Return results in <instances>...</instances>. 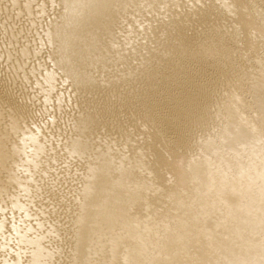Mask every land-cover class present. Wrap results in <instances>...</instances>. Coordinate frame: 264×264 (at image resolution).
Listing matches in <instances>:
<instances>
[{
	"label": "bare ground",
	"instance_id": "1",
	"mask_svg": "<svg viewBox=\"0 0 264 264\" xmlns=\"http://www.w3.org/2000/svg\"><path fill=\"white\" fill-rule=\"evenodd\" d=\"M2 1L7 7L3 8L5 15L0 18V264H79L85 261L88 264H264V162L258 166L245 163L247 159L252 161L255 156H264V111L259 122L256 121L257 118L254 123L248 116V120L243 118V121L239 122L242 132L239 136L228 137L221 143L215 142L213 138L206 140L197 151L185 152L188 156L184 159V152L180 153L178 150L184 149L181 145H184L185 137L196 131L197 127H201L186 122L188 115L196 114L194 123H197L201 121V117L204 118V115L210 113L206 107L208 105L203 104L205 108L199 105L209 99V93L204 91V84L209 85L210 81L204 75L200 77V73H195L190 84L186 81L188 84L184 86L183 83V87L180 86L181 90L171 94L176 99L181 97L182 104L179 107L174 109L171 107L168 110L161 106L160 102L146 104L147 109L152 110L150 116L152 114L154 120L164 119L163 127L166 132H171L170 138L161 137L156 129L145 124L130 125L128 128V132L148 138L149 143L140 151L134 149L121 151L118 146H114L115 144L102 146L101 140L96 138L102 126V119L94 95L96 92L100 94L98 90L105 80L103 77L108 78L106 75H111L109 72L116 70H113L112 65L115 58L121 56L124 44L123 38L120 40L119 37L125 36L127 31L109 17L114 14L117 21L127 19L126 28L129 27L130 31V26L137 24L134 22L136 17H140L141 20L146 17L147 21V14L150 12L153 15L154 13L157 15L155 11L162 15L164 12L171 13L168 16L170 21L172 19L170 26H173L166 28L165 24L169 23H165L162 27L164 32L167 31L168 34L177 37L178 45L172 49H177L180 54L185 51L184 47L190 51L204 49L207 52L209 47L212 48L220 42L222 35L225 36L221 29L225 31L229 28V22L228 25H222V28L216 27L217 32L213 27L212 24H218L216 21L218 6H205L201 0L200 3L205 8L201 5L203 8L198 12V8L201 7L197 8L196 4L194 5L193 2L196 0ZM186 1L190 4L187 5L190 6V10L193 9V4L197 12L192 14L193 10L189 12L188 7L180 8L183 7L182 3L179 6L180 2ZM222 3L232 8L244 5L243 0H228V3L224 0ZM217 4L219 5L216 3L215 6ZM249 4L254 6L255 2L250 0L247 5ZM236 9H239V6ZM241 10L237 17L233 18L236 25L231 23V26L235 27L232 29L234 33L239 32L240 35L241 32L246 35L251 27L256 28L261 23L259 24L258 17L254 18L250 14V10L247 12L245 9V12ZM253 11L256 12V9ZM261 11L258 12V16ZM232 12L229 13L236 14ZM219 15L222 18L220 12ZM151 17L152 15L149 18L154 20V17ZM256 18L259 21L255 20ZM141 20L138 24L146 22ZM261 21L263 22L262 19ZM146 24H143L146 26L143 29L149 27V24ZM200 24V29L203 24H210L215 30V34L210 35L211 38L207 41V37L202 39L198 36L200 34L197 37L201 39L196 41L195 35L198 32L195 34V30ZM153 25H156L154 21ZM141 26L142 24L139 28ZM158 27L153 26L155 32ZM139 28H136V31H139ZM110 29H115L113 33L117 32L114 39L119 41L121 47L117 45L116 50L112 49L110 35L114 34ZM206 29L207 26L205 31H208ZM235 29L239 31L236 32ZM151 31L150 29L148 32ZM135 33L132 34L133 37L140 32ZM236 35H233L234 38L239 37ZM165 37L167 38L164 36L163 41ZM155 38L158 39V36ZM157 39L154 41L152 37L150 41L156 43H153L154 45L151 43L150 46H156L158 42L161 44L162 40ZM250 39L248 38L247 45L251 49L256 43ZM226 40L229 39L226 37ZM124 41L126 42V39ZM165 42L166 40L162 44L165 45ZM225 44L227 46L228 43ZM132 48L134 49V45ZM222 48L219 50L221 55L223 50L227 51ZM213 51L212 49L211 53ZM60 52L63 53V59H60L62 58ZM209 52L208 57L213 59ZM242 53L240 55L244 58L245 55ZM228 55L231 56L229 53ZM197 56L199 57L198 54ZM225 61L227 62L226 59ZM237 67L238 65L236 70ZM186 69L187 66L177 74L186 72ZM232 69L235 67L230 68ZM229 72L231 71L228 69ZM258 73L262 76L260 72ZM256 76L253 74L251 78ZM260 82L261 80L257 84ZM256 92L258 94V89ZM262 94L264 95L263 92ZM99 100H102V97ZM263 105L262 102V108L260 105L259 107L263 109ZM235 107L227 111L229 132L237 126ZM220 108L222 111V106ZM150 120L147 119L149 122ZM154 120L153 125L156 121ZM248 122H252V126L245 128L244 123ZM251 135L253 138L254 135L256 137L259 135L260 139L254 142H261L262 138L263 143L247 146L246 160L242 159L244 154L240 158L237 156L239 160H245L244 163L239 161L236 167L226 166L220 156L215 155L222 149L226 150L240 143H243V146L251 144L253 142ZM244 151L246 152V148ZM181 161L185 163L184 168H181L183 166L180 165ZM217 198L224 199L226 209H223L224 214L218 217V220L212 221L211 218H214L218 209ZM243 203L248 206L246 211L236 213L234 208L237 205L241 207ZM207 205H210L211 209ZM242 207L244 208L243 205ZM201 219L204 221H200ZM246 222L251 224L247 228H244L247 226L245 225L241 230L242 224ZM235 228L238 231H235L236 234ZM232 232L237 240L235 236L230 235ZM207 233L208 235L211 233L210 237L214 236L209 241L205 240L209 237ZM229 236L235 241L230 240ZM224 237H227L224 242L229 239L227 243L225 242L228 247L226 248L223 242L225 248L223 251L220 250L218 255L216 248ZM229 241L234 242L230 244ZM248 243L254 244L253 249L249 248ZM214 252L219 256V260L210 263L209 256ZM94 253L99 257L94 258Z\"/></svg>",
	"mask_w": 264,
	"mask_h": 264
},
{
	"label": "rangeland",
	"instance_id": "2",
	"mask_svg": "<svg viewBox=\"0 0 264 264\" xmlns=\"http://www.w3.org/2000/svg\"><path fill=\"white\" fill-rule=\"evenodd\" d=\"M150 1V0H149ZM197 1L198 0H196L195 2H193L194 3V5L196 4V7L198 8V6L199 7H201V8H198V12H199V9H201L202 10V8L204 7L205 8V6H207V5H212V6H214V7H217V10H218V8H219V11H218V13H217V20L216 21H218V24H216V25H214V24H212L213 25V27L214 28H216V27H221L222 28V25H228V22H229V28H231L230 30H229V28H228V26H227V28H228V30L227 29H225V31H224V29H221V30H223L222 31V34H223V32H224V35L227 37V39H229L228 41L226 40V37L225 36H223L222 35V39L220 40V42H221V44H220V42H218L216 45H213V47L212 48H210L209 47V50L211 49H213L214 51H217L216 53H217V55H214V54H216V53H211V50H210V52H209V50H207V52L203 49V50H201V51H190V50H188L186 47H184L185 49H183V47H180V49H183V50H185V51H183V50H181V51H183L182 52V54H180L179 52H178V50L177 49H172V47L173 46H175L176 44L178 45V43L176 42V41H178L177 40V37H175V36H172V35H170V34H168L167 33V31H165L164 32V30H163V27H162V25L163 24H165V23H169V25L168 24H165V25H167L166 26V28L168 27V26H170L171 25V21H172V19H171V21H170V16H168V15H171V13H163L164 15H162L161 13L160 14H158V11H155V12H157V15H156V13H154L155 15H156V17H155V15H153V14H151V12L149 13V14H147V21L145 20L146 19V17H145V19L144 18H142V20H145L146 22H141L142 20L140 19V17H136V21L134 20V22H136L137 24L139 23L138 21L139 20H141L140 22H141V24H142V28L140 27L139 28V26L141 25V24H138V26H137V24L136 25H132L133 27H131L130 26V31H128V28H126V25H127V19H121L120 21H117L116 20V17H115V15L113 14V15H111L109 18L110 19H114L116 22H118V24H120V26H121V28L122 29H124V30H126L127 29V31H125V36L124 35H122V37H119V39L121 40L122 38V40H123V43L124 44H122V53H121V56H119V57H117V58H115V61H114V63H113V65L114 66H116L115 68L113 67V65H112V68H113V70L114 69H116V70H114V72L112 71V73L111 72H109L111 75H106V76H108V78L107 77H103V80L104 81H102L103 82V85H102V87L98 90V92L100 93V94H98L97 92H96V94L94 95V97H96L95 98V104L98 106V110L100 111V117H101V119H102V126H101V128H100V130L98 131V134H97V137L96 138H99L100 140H101V142H102V146H109V145H114V146H118V148L121 150V151H126L127 149L129 150V149H134V150H137V151H140V149H142V148H145L146 146H147V143H149L148 142V138L146 137V138H142L141 137V135L139 136L138 134H135V133H130V132H128V128H130V125H132V126H140V124H145L146 126H149V125H151V126H149V127H151L152 129H156L158 132H159V134L161 135V137H166L165 139H168V138H170V136H171V132H166L165 130H164V127H163V123H164V119L162 120V118H160V119H155L154 120V118H153V115L151 114V116H150V113H151V111L152 110H149V109H147V106H146V104L147 103H151V104H153V101L154 102H157V103H159L161 106H163V107H165V108H167L168 110H170V108L172 107L173 109H174V107H179L182 103V101H181V97H179V99H176V98H174V95H172L171 96V94H175V93H177L176 91L177 90H181V87L180 86H182L183 87V85L185 86L186 84H188V82H189V84L192 82V77H193V75L195 76V73H200V77H203V75H204V77H206V78H208V80L210 81L209 82V85H205L204 84V91L206 92V93H209V99L207 100V102H203V103H201V104H199V105H203V104H205V106L206 105H208V106H206L207 108H209L208 109V111L210 110V113L208 114L207 113V115H204V118H200V120L201 121H199V122H195L194 123V118H195V116H196V114H190V115H188V118H187V120H186V122H190V123H192V125L194 124V125H199V126H201V127H197L196 128V131H194L193 133H189L186 137H185V142H184V145H181L184 149L183 150H181V149H179L178 151L181 153H183L184 152V159L185 158H187V153H185V152H188V153H193V152H195V151H197V148H199L200 146H202L203 145V143L206 141V140H211L212 138H213V140L215 139V142H217V143H221V142H224L223 141V139L225 140L226 138H228V137H237V136H239L240 134H242V132L240 131V127H241V125H240V127H239V122H242L243 120V118H245V120L248 118V119H251V120H253V123H254V121H255V118H257L256 119V121H261V115H262V113H263V111H264V105H263V109H261L262 107H261V105H262V102H263V104H264V95L262 94V92L264 93V91H263V89H264V85H263V83H264V81H262V76L264 75V73H262V70L264 69V0H252L253 1V3L255 2V4H254V6H257V7H259V8H256V7H254V6H251V5H253L252 4V2H250L251 3V5L249 4V5H247L248 4V2L250 1V0H246V1H248V2H246L245 1V4H244V0H243V6H240V5H236V6H233V7H235V8H232V6H227V4L226 5H224L223 3H222V1L224 2V0H219L218 2L216 1H212V0H210L211 2H209V0H202V3L203 4H205V6L204 5H202V3H200V1L201 0H199L198 1V3H197ZM206 1H208V3L206 2ZM144 2V1H143ZM148 2V1H147ZM205 2V3H204ZM4 2L2 1V0H0V18L1 17H3L5 14H4V10H3V8H5V7H7L5 4H3ZM149 3V2H148ZM181 3H182V5H181ZM191 3V2H190ZM200 3V4H199ZM216 3H219V5L217 4L216 6H215V4ZM226 3H228V0H226ZM184 4H186V6L184 5ZM192 4V3H191ZM198 4V5H197ZM214 4V5H213ZM221 4H223L224 6H222L221 7ZM183 6V7H180V8H183V9H187V5H190L189 4V2H187L186 1V3H184V2H180V4H179V6ZM203 7H202V6ZM229 5V4H228ZM262 5V6H261ZM239 6V9L241 10V11H243V12H247V11H249L251 8L253 9V10H255L256 9V12L255 11H251L250 12V14L255 18V17H258L259 19H260V21L258 20V18H256L255 20H257V21H259V24L262 26V23H263V26H262V28H260L261 26L259 25L258 27H251V29H249V30H251L250 32H249V30L247 31V33H246V35H248V38L250 39V41L252 40V41H254L255 43H256V45L255 46H251V49H250V46H248L247 45V40H248V38H246V35H244L243 33H241L240 32V35L238 34L239 32V30L237 31L236 29H235V31L236 32H238V33H234V28L235 27H233V26H231V23L233 24H235L236 25V21H235V19H233V18H235V17H237V15L240 13L239 11V9H236V7H238ZM246 6V7H245ZM185 7V8H184ZM1 8H2V10H1ZM179 8V7H178ZM189 9V12L191 11V10H193V11H191V13L193 14V13H195V12H197V8H195V7H193V4H192V8L193 9H191L190 10V6L188 7ZM226 9V11L228 10L229 12H231V11H233L234 12V14H235V12H236V14L235 15H233V14H230L229 12H226V11H224L225 9ZM229 8V9H228ZM248 8V9H247ZM195 9V10H194ZM221 9V10H220ZM232 9V10H231ZM233 9H235V10H233ZM244 9H245V11H244ZM239 10V11H238ZM259 10V11H258ZM261 10H263V11H261ZM3 11V12H2ZM132 11V10H131ZM164 10H162V12H163ZM224 11V13H222ZM261 11V13H259L260 15L258 16V12H260ZM2 12V13H1ZM219 12H220V14H222L221 15V17L222 18H220V15H219ZM232 12V13H233ZM229 13V14H228ZM225 14V15H224ZM254 14V15H253ZM152 15V17L151 18H153L154 17V20H152V19H150L149 18V16H151ZM225 16H227V17H225ZM260 16H262V18H260ZM163 17H165V18H163ZM232 18L231 20H229L230 18ZM224 18V19H223ZM227 18V19H226ZM139 19V20H138ZM148 19H150V21H149V23H148ZM155 19H156V21H158L157 23H159V24H157L156 23V21H155ZM221 19H223V21H221ZM261 19L263 20V22L261 21ZM24 20V19H23ZM22 20V21H23ZM163 20V21H162ZM226 20V21H225ZM21 21V22H22ZM133 21V20H132ZM153 21L155 22V24L156 25H153ZM160 21V22H159ZM165 21V22H164ZM133 22V23H134ZM171 22V23H170ZM222 22V23H221ZM225 22H226V24H225ZM145 23H147L146 25H148L149 24V27L147 26V28L144 30L143 29V27L145 26V25H143V24H145ZM152 23V24H151ZM224 23V24H223ZM135 24V23H134ZM13 26H15L14 24H12ZM155 26V28L156 27H158L157 28V30H156V32H155V29L153 28V26ZM206 24H203L202 25V29H200L201 28V24L200 25H198L197 26V28H196V30H195V36H196V41H199L201 38H199V37H202V39H206V37H207V39H206V41L208 40V38L210 39L211 38V36L212 35H214L215 34V30H214V28L212 27V25L210 26V24L208 25H206L207 26V29L206 30H208V31H205V28H206V26H205ZM218 25V26H217ZM234 25V26H235ZM12 26V27H13ZM135 26H136V28H139V31L138 32H140L139 33V35L137 34L138 32L136 31V28H135ZM173 26V25H172ZM172 26H170V27H172ZM208 26H210L209 28H208ZM111 27V26H110ZM146 27V26H145ZM152 27V28H151ZM162 27V28H161ZM165 27V26H164ZM200 27V28H199ZM212 27V28H211ZM219 27V28H220ZM152 30L151 32H148L150 29ZM160 28L162 29L161 31H160ZM204 28V29H203ZM211 28V29H210ZM218 28V31L220 30ZM141 29V30H140ZM199 29V30H198ZM212 29L214 30V31H212ZM233 29V30H232ZM257 29V30H256ZM262 29V30H261ZM121 30V29H120ZM132 30H135V31H132ZM203 30V31H202ZM110 31L113 33L114 31H115V29H110ZM142 31V32H141ZM145 31V32H144ZM153 31H154V33H153ZM197 31V32H196ZM129 34H128V33ZM137 34V35H134V37H133V35L132 34ZM158 32V33H157ZM159 32H160V34H159ZM161 32H164V33H162L161 34ZM209 34H208V33ZM211 32H213V34L211 33ZM216 32H217V28H216ZM227 32L230 34H227ZM248 32H249V34H248ZM115 33H117V32H115ZM115 33H113L114 35H110V42H111V44H112V46H113V50H116L118 47H117V45H119L120 46V44H119V41L117 40V39H114V36L116 35ZM144 33V34H143ZM226 33V34H225ZM234 33V34H233ZM258 33V34H257ZM126 34H127V37H126ZM148 34V35H147ZM154 34H155V36L157 35L158 36V39L161 41V44H160V42H158L159 43V45H158V43L156 44V46H150V44L152 43V45H154L156 42H153V40H151L150 41V39L153 37V39H154V41H156V39L157 38H155V36H154ZM161 35V37H159V35ZM164 34V35H163ZM198 34H200V35H202V36H200V35H198ZM239 35V37L237 36V35ZM129 35H132V36H129ZM153 35V36H152ZM197 35L199 36V37H197ZM206 35H208V36H206ZM211 35V36H210ZM236 35L237 37H235L234 38V36ZM150 38H149V37ZM164 36H167V38L165 37V39H164V41L166 40V42L164 43L165 45H163L162 43L164 42L163 41V38H164ZM130 37V38H129ZM131 37H133V40H132V38ZM136 37V38H135ZM140 37V38H139ZM145 37H146V39H145ZM142 38V39H141ZM225 38V39H224ZM232 38V39H231ZM239 38V39H238ZM254 38V39H253ZM124 39H126V42L124 41ZM138 39V40H137ZM141 39V40H140ZM145 39V40H144ZM149 40V41H146V40ZM157 39V40H158ZM225 40V42H224V40ZM231 39V40H230ZM263 39V40H262ZM60 40V39H59ZM128 40H130L129 42H128ZM135 40V41H134ZM158 40V41H159ZM233 40H235V42L233 41ZM236 40L238 41V40H240V41H238V42H236ZM257 40V41H256ZM137 41H138V43H137ZM140 41V42H139ZM145 41V42H144ZM167 41H169L168 43H167ZM144 42V43H143ZM148 42H150V43H148ZM241 42V43H240ZM260 43V45L258 46V43ZM137 43V44H136ZM148 43V44H147ZM154 43V44H153ZM222 43H223V45H222ZM225 43H228L227 44V46H226V44ZM233 43V44H232ZM234 43H236V44H234ZM221 46V48H222V46H224L225 45V47H223V48H225V49H227V51L225 52V50H223L224 51V54H223V51H222V55H221V51H219L220 49H219V45ZM242 44V45H241ZM125 45V46H124ZM131 47H129V46ZM133 45H134V49L132 48L133 47ZM138 45H140V46H138ZM146 45V46H145ZM230 47H229V46ZM234 45V46H233ZM245 47H244V46ZM135 46H137L138 47V50H137V47H135ZM142 46V47H141ZM216 47V49H215V47ZM218 46V47H217ZM236 46V47H235ZM121 47V46H120ZM124 47V48H123ZM129 47V48H128ZM141 49H140V48ZM155 47H157V48H155ZM252 47H254V48H252ZM165 48V49H164ZM169 48H171V49H169ZM222 48V49H223ZM230 48V49H229ZM237 48H239V49H237ZM131 49L133 50V51H131ZM136 49V50H135ZM179 49V48H178ZM179 49V50H180ZM218 49V50H217ZM241 49V50H240ZM249 49V50H248ZM256 49V50H255ZM124 50V51H123ZM228 50H230V52L228 51ZM236 50V51H235ZM244 50V51H243ZM247 50V51H246ZM127 51H128V54H127ZM135 51H137V52H135ZM203 51H205V52H203ZM250 51V52H249ZM167 52V53H166ZM188 54H190V52H192L190 55H188ZM199 55V57L197 56V54ZM203 53V55H201L200 53ZM208 52H209V54H210V56H211V58H213V59H210V57H208L209 55H207L208 54ZM219 52H220V54H219ZM238 52V53H237ZM241 52H243L242 53V55H245L244 56V58L240 55L241 54ZM255 52V53H254ZM60 53H61V55H60ZM59 53V55L62 57V58H60V59H63V53L62 52H60ZM137 53H139V54H137ZM179 55H178V54ZM194 53V54H193ZM206 53V54H205ZM228 53L229 54H231V56L230 55H228ZM96 54H99V53H96ZM124 54V55H123ZM135 54V55H134ZM141 54V55H140ZM183 54H184V56H183ZM196 54V55H195ZM204 54H205V56H204ZM213 54V55H212ZM58 55V58L60 57ZM193 55H194V57H193ZM201 55V56H200ZM206 55H207V57H208V59H207V57H206ZM219 55H220V57H221V59H220V57H219ZM239 55H240V57H242V58H240L239 57ZM249 55V56H248ZM250 55H251V57H250ZM158 56V57H157ZM189 56V57H188ZM202 56H204V57H202ZM214 56V57H213ZM215 56H216V58H215ZM235 56V57H234ZM238 56V57H237ZM248 56V57H247ZM121 57H123V58H121ZM182 57V58H181ZM197 57V58H196ZM227 60V62L225 61V59ZM230 57H232L231 59H230ZM247 59H246V58ZM162 58V59H161ZM194 58V59H193ZM202 58H203V60H202ZM223 58V59H222ZM235 60H234V59ZM128 59V60H127ZM133 59V60H132ZM151 59V60H150ZM193 61H192V60ZM252 59V60H251ZM119 60V61H118ZM156 60V61H155ZM205 60H206V62H205ZM207 60H208V62H207ZM210 60H213V61H210ZM224 60V61H223ZM232 60V61H231ZM126 61V62H125ZM235 61V62H234ZM260 61H262L261 63H260ZM117 62V63H116ZM242 62V63H241ZM248 62V63H247ZM259 62V63H258ZM116 63V64H115ZM119 63V64H118ZM124 63V64H123ZM154 63H156V64H154ZM190 63V64H189ZM195 63V64H194ZM212 63V64H211ZM231 63H232V65H231ZM234 63V64H233ZM235 63H236V65H235ZM122 64V65H121ZM128 64V65H127ZM192 64V65H191ZM123 65H125V66H123ZM206 65V66H205ZM210 65V66H209ZM238 65V67H242L241 69L240 68H238L237 67V70H236V66ZM242 65V66H241ZM121 66V67H120ZM146 66V67H145ZM186 66H187V69H186V72H183V73H179V74H177V72H181V70H184L185 68H186ZM190 66V67H189ZM230 66V67H229ZM261 66V67H260ZM263 66V67H262ZM126 67V68H125ZM150 67V68H149ZM162 67V68H161ZM234 68L235 67V69H232V70H230V68ZM256 67V68H255ZM141 68V69H140ZM227 68V69H226ZM253 68H255L256 69V72L258 73V72H260L261 73V75L262 76H260V74L258 73V75H257V73L255 72V69H253ZM257 68H258V71H257ZM262 68V69H261ZM152 69V70H151ZM189 69H191V70H189ZM228 69H229V71H231V72H229L228 73ZM260 69V70H259ZM128 70V71H127ZM140 70V71H139ZM143 70V71H142ZM207 70V71H206ZM236 70V71H235ZM242 70H244L243 71V73H242ZM253 70V71H252ZM131 71H132V73H131ZM159 71V72H158ZM211 71V72H210ZM225 71H227V72H225ZM248 71H249V73H248ZM121 72V73H120ZM126 72H127V75H126ZM135 72H136V74H135ZM147 72V73H146ZM152 74H151V73ZM163 72V73H162ZM134 73V74H133ZM166 73V74H165ZM168 73V74H167ZM251 73V74H250ZM256 73V74H255ZM121 74V75H120ZM123 74V75H122ZM132 74V75H131ZM148 74V75H147ZM175 74V75H174ZM213 74V75H212ZM239 74V75H238ZM248 74V75H247ZM254 74V76H256L255 78H259V80H261V82H260V84L258 85L257 84V82H259V80H255V78H251L252 77V75ZM230 75V76H229ZM234 75V76H233ZM251 75V76H250ZM105 76V75H104ZM127 76V77H126ZM131 78H130V77ZM137 76V77H136ZM125 77V78H124ZM162 79H161V78ZM241 77H244V78H241ZM264 77V76H263ZM111 78V79H110ZM128 78L130 79V80H128ZM133 78H134V80H133ZM137 78V79H136ZM158 78V79H157ZM160 78V79H159ZM179 78V79H178ZM212 78V79H211ZM229 78V79H228ZM252 80H251V79ZM110 79V80H109ZM124 79H126L125 81H124ZM174 79V80H173ZM231 79H232V81H231ZM241 79V80H240ZM244 79V81H242ZM109 82H107V81ZM238 80V81H237ZM247 80V81H246ZM249 80H250V82L251 81H254V82H251V84H250V82H249ZM117 81V82H116ZM137 81V82H136ZM152 81V82H151ZM156 81V82H155ZM159 81V82H158ZM168 81V82H167ZM176 81V82H175ZM186 81H188V82H186ZM221 81H223V82H221ZM257 81V82H256ZM104 82H105V84L107 85V87H106V85L104 84ZM115 82V83H114ZM226 82V83H225ZM234 82V83H233ZM244 82H246V83H244ZM248 82V83H247ZM150 83V84H149ZM160 83V84H159ZM166 83V84H165ZM184 83V84H183ZM218 83H219V85H218ZM252 83H253V85H252ZM108 84H110V85H108ZM155 84V85H154ZM157 84H159V85H157ZM163 84H164V86H163ZM178 84H180V85H178ZM183 84V85H182ZM219 86H217V85ZM222 84V85H221ZM227 84V85H226ZM256 84V85H255ZM222 87H221V86ZM251 85V86H250ZM261 85H263V86H261ZM104 86V87H103ZM119 86V87H118ZM155 86H156V88H155ZM216 86V87H215ZM246 86V87H245ZM253 86H255V87H257L256 88V90H255V87H253ZM258 86H259V88H258ZM261 86V87H260ZM110 87V88H109ZM158 87V88H157ZM164 87V88H163ZM178 87V88H177ZM228 87V88H227ZM159 88H160V90H159ZM205 88H207L206 90H205ZM230 88V89H229ZM260 88H262V89H260ZM155 89V90H154ZM218 89V90H217ZM249 89V90H248ZM257 89H258V94H257ZM262 91V92H260V90ZM101 90V91H100ZM203 90V89H202ZM226 90H228V92L226 91ZM247 90V91H246ZM104 91V92H103ZM163 91H165V92H163ZM222 91H224V92H222ZM230 91V92H229ZM117 92V93H116ZM225 92H227V96H226V94H225ZM256 92V93H255ZM210 93H211V95H210ZM217 93V94H216ZM223 93H224V95H223ZM251 93V94H250ZM254 93H255V95H254ZM98 94V95H97ZM219 94V95H218ZM222 94V95H221ZM261 94V95H260ZM101 95H103V96H101ZM156 95V96H155ZM161 95V96H160ZM218 95V96H217ZM234 95V97H232V96ZM211 96H212V98H211ZM220 96V97H219ZM254 96V97H253ZM259 96H260V99H259ZM102 97V100H103V98L105 97V99L103 100V103H102V100H99V98H101ZM159 97H161V98H159ZM167 97H168V99L170 100H167ZM170 97V98H169ZM173 97V98H172ZM223 97V98H222ZM98 98V99H97ZM125 98V99H124ZM214 98V99H213ZM235 98V99H234ZM252 98V99H251ZM254 98H256V100L254 99ZM172 99V100H171ZM174 99V100H173ZM212 99H213V101H212ZM227 99V100H226ZM241 99V100H240ZM258 99V100H257ZM220 102H219V101ZM254 100V101H253ZM99 101H100V103H99ZM151 101V102H150ZM173 101H175V102H173ZM206 101V100H205ZM224 101H225V103H224ZM99 104H98V103ZM106 104H105V103ZM146 102V103H145ZM167 102V103H166ZM180 102V103H179ZM210 104H209V103ZM234 102V103H233ZM259 102H261V103H259ZM102 103V104H101ZM144 103H145V105H144ZM163 103V104H162ZM173 103V104H172ZM238 103V104H237ZM252 103H254V105H252ZM258 103V106H256V104ZM167 104H168V106H167ZM232 104V105H231ZM102 105H104V106H102ZM106 105V106H105ZM141 105V106H140ZM198 105V106H199ZM238 105V106H237ZM259 105H260V107H259ZM158 107H159V105H157ZM205 106L203 107V108H205ZM213 106V107H212ZM222 106V111H221V107ZM235 107V106H237V107H235V109H236V112H234L235 114V117H236V124H237V126L234 128V129H232L230 132H229V130L230 129H228V124H229V122H228V119H229V113H227V111H228V109L229 108H231V107ZM169 107V108H168ZM200 107V106H199ZM202 107H200V108H202ZM216 107V108H215ZM227 107V108H226ZM253 107V108H252ZM256 107V108H255ZM258 107H259V110H258ZM100 108V109H99ZM110 108H111V110H110ZM199 108V109H200ZM214 108V109H213ZM237 108H239V109H237ZM240 108H241V110H240ZM107 109V110H106ZM220 109V110H219ZM250 109H251V111H250ZM255 109V110H254ZM168 110H167V112H168ZM213 110V111H212ZM257 110V111H256ZM106 111V112H105ZM212 111V112H211ZM216 111V112H215ZM237 111H238V114H237ZM240 111V112H239ZM255 111V112H254ZM251 112V113H250ZM254 112V113H253ZM257 112H259V113H257ZM219 113V114H218ZM121 114V115H120ZM123 114V115H122ZM145 114V115H144ZM226 114H228V115H226ZM247 114V115H246ZM250 114H251V116H252V118H251V116H250ZM256 114V115H255ZM259 114V115H258ZM134 115V116H133ZM166 115V114H165ZM192 115V116H191ZM194 115V116H193ZM225 115V116H224ZM258 115V116H257ZM144 116V117H143ZM215 116L217 117V118H215ZM227 116V117H226ZM246 116V117H245ZM248 116V117H247ZM256 116V117H255ZM138 117V118H137ZM190 117V118H189ZM206 117V118H205ZM237 117H239V120H237ZM254 117V118H253ZM258 117H260V119L258 118ZM152 118V119H151ZM225 118H227V119H225ZM147 119H151L150 120V122H152V123H150L149 121H147ZM188 119H190V120H192V122L190 121V120H188ZM216 119V120H215ZM223 119V120H222ZM224 119H225V121H224ZM247 119V120H248ZM259 119V120H258ZM114 120V121H113ZM134 120H135V122H134ZM153 120L155 121V123H154V125H153ZM198 120V119H197ZM118 121V122H117ZM159 121V122H158ZM223 121H224V123L225 122H227L226 124H224L223 123ZM145 122H147V123H145ZM149 122V123H148ZM163 122V123H162ZM222 122V123H221ZM137 123V124H136ZM224 125V126H222V125ZM245 124V128H248L249 126L251 127L252 126V122H248L247 124L246 123H244ZM106 125V126H105ZM191 125V124H190ZM160 126V127H159ZM226 126V127H225ZM249 127V128H250ZM191 128H193V127H191ZM222 128H223V130H222ZM163 130V131H162ZM205 130V131H204ZM222 130V131H221ZM202 131V132H201ZM215 132V133H214ZM126 133V134H125ZM167 133V134H166ZM203 133V134H202ZM197 136H196V135ZM214 136H213V135ZM169 135V136H168ZM203 135V136H202ZM212 135V136H211ZM226 135V136H225ZM229 135V136H228ZM257 135V134H256ZM192 136V137H191ZM253 135H251V137H252ZM224 137V138H223ZM256 136L254 135V138H255ZM259 137V138H258ZM187 138V139H186ZM190 138V139H189ZM192 138V139H191ZM194 138V139H193ZM253 137H252V140H253V142L256 140V141H258L259 139H260V136L258 135L256 138H258V139H254ZM115 140V141H114ZM192 140V141H191ZM262 140V141H261ZM261 142H252L251 144H244V146H243V143H240L239 145H235V146H233V147H231V148H227L226 150H224V149H222L221 151H219V152H217L215 155L216 156H220V158L222 159V162H223V164H225L226 166L228 165V166H230V167H236V165H237V163L240 161L241 163H244L245 162V160L247 159V157H245L246 155H247V150H248V147H250V146H252L253 144H256V145H261L262 143H263V139L261 138ZM111 141H113V143H111ZM123 142V143H122ZM195 142V143H194ZM137 143V144H136ZM259 143V144H258ZM128 145L127 146V148H126V145ZM145 144V145H144ZM185 144H186V146H185ZM122 146L123 147H125L124 149L122 148ZM137 146H139V148H137ZM248 146V147H247ZM186 147V148H185ZM245 148H246V152L244 151L243 152V149L245 150ZM242 149V150H241ZM190 150V151H189ZM240 150V151H239ZM230 152V153H229ZM239 152H240V154H239ZM167 154V153H166ZM238 154V155H237ZM244 154V158H242V159H245V160H239L238 158H240L241 157V155H243ZM226 155V156H225ZM237 156H238V158H237ZM232 157V158H231ZM230 158V159H229ZM238 160H237V159ZM253 160L252 161H250V160H246V162L245 163H249V164H252L253 166L255 165L256 166V164H257V166L258 165H261V164H263V162H264V156H255V158H252ZM257 159V160H256ZM249 161V162H248ZM253 161H255V162H253ZM231 162V163H230ZM251 162V163H250ZM257 162V163H256ZM181 164V168H184V166H185V163H184V161H181L180 162ZM254 163V164H253ZM190 184H192V182L190 181ZM222 200V198H217V200H216V204H217V210H216V212H215V214H214V218H211V220L212 221H216V220H218V217H220L222 214H224V211L225 210H223V209H226V208H224L225 207V205H226V203H224L223 202V200ZM224 203V204H223ZM220 205V206H219ZM242 205L244 206V208L242 207ZM242 205H240L241 207H239L238 205L234 208L236 211V213H237V211L239 212V214H241V213H243V212H245L246 211V209L248 208V206L246 205V204H242ZM209 206V209H211V206L210 205H207V207ZM219 206V207H218ZM237 207H238V209H237ZM247 207V208H246ZM242 208V209H241ZM244 210V211H243ZM241 212V213H240ZM200 221H204V220H200ZM244 224V225H243ZM242 224V229L241 230H243L244 228H247L248 227V225H250L251 223H249V224H247V222L246 223H243ZM245 225H247V226H245ZM245 226V227H244ZM244 227V228H243ZM235 231L236 232H238L237 230H236V228H235V230H234V233H235ZM175 233H177V232H175ZM211 233H209V235H208V233H207V236H209L208 237V239L206 238H204V235L206 236V233L204 234V235H202L203 236V238L205 239V240H210V239H212L214 236H212V237H210L211 235H210ZM236 234V233H235ZM235 234H233V232H232V234H230V235H233V237L235 236V240H237V237H236V235ZM231 239L230 240H234V239H232L233 237H231V236H229ZM239 237V236H238ZM227 237H224L223 238V240L221 239L220 241H221V244L216 248V253H218V255H220V250H222L223 248H225V247H223L224 246V243L226 242H228V240H225V242H224V239H226ZM234 240V241H235ZM238 240H239V238H238ZM234 241H231L232 243L234 242ZM224 242V243H223ZM231 242L229 241V243L231 244ZM225 243V246H226V248L228 247L227 246V244ZM228 243V244H229ZM229 244V245H230ZM252 246H251V245ZM248 243V245H249V248L251 249H253V243ZM145 245H147V244H145ZM221 245H222V247H221ZM247 245V246H248ZM251 246V247H250ZM221 248V249H220ZM223 251V250H222ZM215 252L213 253V255L216 257L217 256V254H216ZM216 254V255H215ZM212 255V254H211ZM209 256V262L211 263V262H214V261H217V259H218V257L219 256H217V258H214V256L212 255V256ZM93 257L94 258H98L99 256H98V254H95L94 253V255H93ZM219 260V259H218ZM79 264H88V262L86 263V261L85 262H81V263H79Z\"/></svg>",
	"mask_w": 264,
	"mask_h": 264
}]
</instances>
